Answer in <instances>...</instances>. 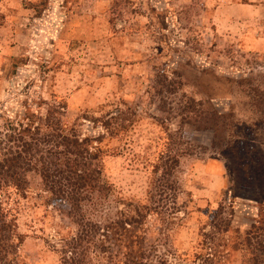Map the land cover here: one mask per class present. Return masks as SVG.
<instances>
[{
    "label": "rangeland",
    "instance_id": "1",
    "mask_svg": "<svg viewBox=\"0 0 264 264\" xmlns=\"http://www.w3.org/2000/svg\"><path fill=\"white\" fill-rule=\"evenodd\" d=\"M165 76L180 86L176 94H158ZM228 79L264 84V0H0V129L9 120L39 122L47 103L66 106L65 130L100 139L113 187L106 209L120 199L149 203L161 155L180 152L181 212L156 252L173 264H242L238 243L264 196V176L243 191L212 132L180 115L194 97L254 128L257 113ZM254 133L264 143V126ZM27 176L24 194L0 187V204L25 238L8 264H61L77 227L40 176ZM220 203L233 209V221L221 245H210L201 230Z\"/></svg>",
    "mask_w": 264,
    "mask_h": 264
},
{
    "label": "trees",
    "instance_id": "2",
    "mask_svg": "<svg viewBox=\"0 0 264 264\" xmlns=\"http://www.w3.org/2000/svg\"><path fill=\"white\" fill-rule=\"evenodd\" d=\"M228 82L232 92L241 89L249 98L248 105L258 115L253 119L254 128L264 126V84L252 79ZM157 83L159 95L164 90L176 94L180 89L167 76ZM47 105V114L39 122L9 120L0 129V187L12 185L24 194L29 187L27 175L40 176L45 193L66 209L77 227L65 242L61 264H93L101 257L111 260V264H173L165 254L156 252L181 212L177 202L181 191L174 178L180 166V152L168 149L161 155L156 166V172L161 174L149 203L120 199L115 209H106L105 200L110 198L113 187L104 178L100 139L82 137L74 128L65 130L62 117L66 106ZM179 107L185 123L212 132L211 145L233 163L237 186L243 191L257 189L260 175L264 176V143L254 128L236 118L233 111L205 110L203 102L194 97H188ZM152 117L164 127L163 119ZM165 129L168 131V127ZM233 214V209L220 203L210 224L202 227L205 242L221 245L231 229ZM24 240L0 204L1 263L8 264L9 256L17 255ZM238 245L244 252L242 264H264V196L255 222Z\"/></svg>",
    "mask_w": 264,
    "mask_h": 264
}]
</instances>
